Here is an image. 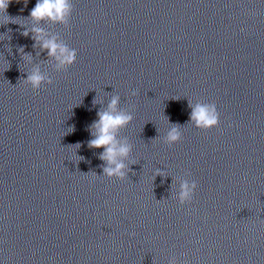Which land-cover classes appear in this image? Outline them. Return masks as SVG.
Returning a JSON list of instances; mask_svg holds the SVG:
<instances>
[{"label":"clouds","instance_id":"obj_1","mask_svg":"<svg viewBox=\"0 0 264 264\" xmlns=\"http://www.w3.org/2000/svg\"><path fill=\"white\" fill-rule=\"evenodd\" d=\"M10 3H12V0H0V14L5 17L4 24L15 23L7 15ZM72 12V0H37L35 6L31 9L28 19L33 21L34 24L50 21L53 24L68 26ZM22 34L24 36L31 34V38L34 41L33 47L38 46L41 52H46L49 58L54 59L56 61L55 68L58 72L66 71L76 62V50L69 47L56 35L49 36L43 28L33 26L28 29L25 27ZM18 53L24 61H31V55L26 53L23 47L18 48ZM23 82L34 91L39 90L44 84H52L51 78L46 76L38 65L27 72ZM130 95L135 96L136 92L132 91ZM96 103L97 101L93 100V104L95 105ZM119 104V95H113L107 108L97 112V119L89 127L93 138L88 141V147L103 149L99 158L105 162L103 166V174L105 176L110 179L124 180L130 171L124 160L129 157L133 146L126 138L120 139L119 134L122 129H125L133 121L134 116L131 112L120 109ZM189 107L192 109L190 122L197 129L208 131L219 126L220 114L214 103H196L193 105L189 102ZM181 139V126L172 125L164 137V142L171 147L180 142ZM76 146L78 148L79 144ZM196 189V181H183L178 193L180 203L183 205L191 202Z\"/></svg>","mask_w":264,"mask_h":264}]
</instances>
